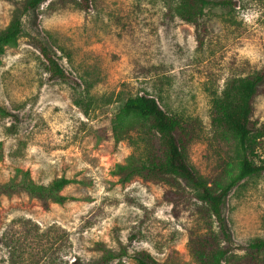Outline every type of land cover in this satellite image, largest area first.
I'll list each match as a JSON object with an SVG mask.
<instances>
[{"label":"rangeland","instance_id":"374dc122","mask_svg":"<svg viewBox=\"0 0 264 264\" xmlns=\"http://www.w3.org/2000/svg\"><path fill=\"white\" fill-rule=\"evenodd\" d=\"M24 1L0 0V30ZM231 2L205 7L196 23L180 18L178 0H42L22 15V33L0 54V105L10 112L0 114V186L69 182L60 203L0 190V264H100L105 250L125 264L138 250L161 264H196L188 237L213 220L187 191L170 201L162 183L122 179L116 167L140 152L114 140L111 121L128 95H153L195 120L189 164L213 185L233 176L237 142L213 137L211 98L228 79L264 70V0ZM39 42L65 78L46 70ZM250 118L264 127V80ZM223 216L233 244L264 238V172L232 186ZM242 254L234 249L225 264H243Z\"/></svg>","mask_w":264,"mask_h":264},{"label":"trees","instance_id":"16d2710c","mask_svg":"<svg viewBox=\"0 0 264 264\" xmlns=\"http://www.w3.org/2000/svg\"><path fill=\"white\" fill-rule=\"evenodd\" d=\"M42 0H25L17 4V10L9 25L0 30V54L4 46L16 42L22 33L21 17L35 8ZM87 7L88 0H81ZM231 0H178L177 13L183 20L196 23L208 6L227 7ZM46 70L52 76L65 78L66 74L58 58L43 43L38 44ZM264 80V70H257L242 77L227 80L219 95L211 98L210 124L213 137L223 139L230 134L238 146V166L233 176L219 184H211L186 158V146L197 135L195 120L168 112L161 108L153 95L145 92L128 95L111 121V133L115 141L128 139L137 144L140 155L131 154L116 172L127 180L138 175L144 180L166 185L164 197L170 201L179 199L185 191L198 200L214 223L207 232L190 233L188 249L196 264H225L233 258L234 249H242L243 264L264 262V238L255 237L244 244H233L225 225L223 206L229 190L238 181L264 172V158L257 149L262 146L264 127L256 126L250 118L253 98ZM0 114L10 112L0 105ZM69 182L65 176L51 181L47 186L31 183L8 182L0 190L22 189L42 200L63 202L67 196L59 190ZM264 225V219H263ZM120 253L105 250L100 264H125ZM135 264H161L146 250L133 255Z\"/></svg>","mask_w":264,"mask_h":264}]
</instances>
